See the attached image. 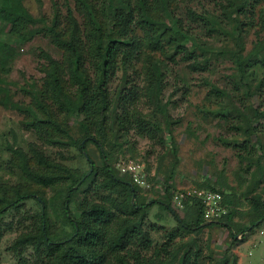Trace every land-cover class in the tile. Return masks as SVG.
Wrapping results in <instances>:
<instances>
[{"label":"trees","instance_id":"trees-1","mask_svg":"<svg viewBox=\"0 0 264 264\" xmlns=\"http://www.w3.org/2000/svg\"><path fill=\"white\" fill-rule=\"evenodd\" d=\"M175 1L75 0L81 21L68 7L66 25L62 26L58 15L51 23L35 17L24 0H0V63L2 44L10 45L8 29L14 25L25 27L30 40L45 35L62 52L61 59L43 52L47 60L43 84L33 85L27 91L32 96L30 103L15 100L7 79L0 75V104L24 113V125L45 143L86 151L87 143L93 141L103 158V166L94 165L88 174L89 171L80 173L48 157L34 144L30 156L21 148H10L14 155L12 163L28 184L14 187L0 184V241L3 216L11 209L25 200L35 199L42 210L38 232L22 234L10 246L18 255L22 256L24 248L33 246L38 255L44 256L42 264H237L231 251L264 221L262 216L241 232H234L236 202L232 197L235 195L227 193L224 186L208 183L207 187L220 193L227 204L228 212L219 219L207 220L205 204L199 200L194 201L192 222L181 219L170 200L162 204L174 213L186 234L216 225L225 227L232 236L231 248L215 259L210 252L205 255L206 248L193 239L179 238L181 234L177 230L166 233L165 241L154 245L150 229H145V210L151 202H133V196H139V186L128 174L121 176L114 165L118 152L130 141L132 131L160 145H165L171 136L159 118L161 114L169 126L172 124L169 102L162 98L168 68L155 51L160 50L173 61L181 55L192 71L202 72L210 70L214 54L220 51L205 44L185 26L177 16ZM238 1L239 4H229L237 14L234 21L242 32L240 15L264 0ZM188 15L209 32L223 30L212 13L189 10ZM159 23L165 25L163 31ZM254 47V54L247 56L244 47L237 43L234 73L225 87L206 79L209 98L215 99L216 106L204 112L222 119L234 132L227 145L236 148L242 181L248 182L243 196L253 208L264 209V198L258 191L264 182V107L257 101L264 90V40L256 42ZM138 64H143L145 77H140ZM118 71L122 73L120 85L113 94L110 86ZM141 78L144 86L139 85ZM141 101L149 107V113L140 109ZM80 118L90 130L82 129L83 135L77 137L70 124ZM67 184L70 185L63 213L73 231L54 238L47 211V190L56 191ZM100 189L117 193L118 198L108 196L105 201L97 202L86 196L78 202L80 216L73 218L70 206L78 192ZM119 199L124 216L116 208ZM207 222L210 223L204 226Z\"/></svg>","mask_w":264,"mask_h":264},{"label":"rangeland","instance_id":"rangeland-1","mask_svg":"<svg viewBox=\"0 0 264 264\" xmlns=\"http://www.w3.org/2000/svg\"><path fill=\"white\" fill-rule=\"evenodd\" d=\"M230 2L240 3L238 0L175 1L177 16L183 20L185 26L198 35L205 44L219 48L220 51L214 54L210 70L205 72L192 71L188 67V62L181 60V55H177L174 62L166 58L160 50L155 51L158 58L164 59L168 68L162 98L169 102L168 110L172 124L169 126L162 119V115H158L171 136L165 145H160L132 131L130 141L118 152L114 163L121 176L128 174L139 186V196H135L133 202H151L145 210V229H150L154 245L165 241L166 233L177 230L181 234L179 238L183 237L185 241L193 239L206 248L205 255H209L210 252L215 259L220 258L231 248L230 231L216 225L206 227L199 233L186 234L179 226L174 213L167 210L162 202L170 200L180 218L192 222L194 201L199 200L205 204L206 196L218 193L207 187L210 183L216 187L224 186L227 193L235 195L231 196L236 202L234 232H241L264 216V209L253 208L243 196L248 182L242 181L241 163L236 148L227 145V142L232 140L234 132L228 129L229 124L222 119L204 112L206 108L216 106L215 99L209 98L210 86L206 84V79L225 87L231 81L229 76L234 73L233 56L237 43L244 47L245 54L249 56L254 54L255 43L264 40L262 13L264 1L249 6L247 12L240 15L242 32L238 28V23L234 21L237 14L231 8ZM24 4L35 17L44 18L48 23L58 15L62 26H65L68 7L72 8L75 16L81 21L75 0H24ZM189 10L214 14L223 30L218 33L209 32L202 24L191 20ZM158 26L161 31L165 29V25L161 23ZM8 34L10 45L2 44L0 75L7 79L15 100L30 103L32 96L27 91L31 90L33 85L41 87L43 84L45 76L43 67L47 63L43 52L51 54L56 59L62 58V52L45 35L28 39V30L23 26L9 27ZM137 68L141 71L140 74L142 73L140 77H145L143 64H138ZM262 70L264 74V69ZM121 75V71H118L112 80L110 87L113 94L120 85ZM142 80L143 78L139 82L140 86H144ZM257 101L264 107V90ZM138 104L142 111L149 113V107L145 102L141 101ZM24 120V113L0 104V184L9 187L28 184L20 169L12 163L14 155L11 147L21 148L30 156V147L34 144L44 150L48 157L80 173L92 171L94 165L103 166L102 153L95 142L89 141L86 151L75 146L50 145L41 140L36 132L28 129L24 125ZM86 124V121L80 118L72 120L70 125L73 133L81 137L82 129L90 130ZM262 126L264 137V121ZM69 185L56 191L47 190V211L50 231L54 238H61L73 231L72 225L65 220L63 213V202ZM230 187L235 190L231 191ZM258 191L264 198V182ZM86 196L97 202L105 201L108 196L118 198L117 193L112 194L104 189L89 193L80 191L70 206L73 218L80 216L78 202ZM117 201L116 208L121 215L122 200ZM215 202L222 215L228 212L221 194L212 204ZM207 207L205 204V212ZM41 212V205L35 199H28L3 216L1 223L3 236L0 241L2 264H42L44 256H40L41 253L38 255L33 246L24 248L22 256L10 249L20 235L38 232ZM240 237L239 234L238 238ZM230 254L237 264H264V221L248 233L246 239L238 243Z\"/></svg>","mask_w":264,"mask_h":264},{"label":"built area","instance_id":"built-area-1","mask_svg":"<svg viewBox=\"0 0 264 264\" xmlns=\"http://www.w3.org/2000/svg\"><path fill=\"white\" fill-rule=\"evenodd\" d=\"M219 193H210L208 196L204 198V203L208 206L205 212V218L207 220L219 219L222 214L220 208L216 205V202L212 204V202L219 198Z\"/></svg>","mask_w":264,"mask_h":264},{"label":"water","instance_id":"water-1","mask_svg":"<svg viewBox=\"0 0 264 264\" xmlns=\"http://www.w3.org/2000/svg\"><path fill=\"white\" fill-rule=\"evenodd\" d=\"M85 155H86L87 159H89V158H88V155H87V153H86V152H85ZM90 173H91V170L89 171V173H88V174H90ZM133 198H135V196H133ZM209 223H210V222H207V223H205V224H204V226H205V225H207V224H209Z\"/></svg>","mask_w":264,"mask_h":264}]
</instances>
